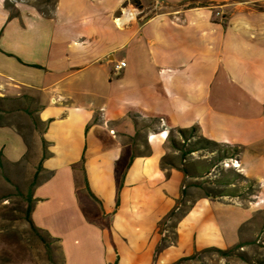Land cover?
<instances>
[{"label": "crops", "instance_id": "obj_1", "mask_svg": "<svg viewBox=\"0 0 264 264\" xmlns=\"http://www.w3.org/2000/svg\"><path fill=\"white\" fill-rule=\"evenodd\" d=\"M40 1L0 0V102L32 103L45 126L0 125V173L45 140L31 221L63 264H178L251 239L264 214V0ZM192 129L237 152L258 202L186 203L198 177L170 139Z\"/></svg>", "mask_w": 264, "mask_h": 264}, {"label": "rangeland", "instance_id": "obj_2", "mask_svg": "<svg viewBox=\"0 0 264 264\" xmlns=\"http://www.w3.org/2000/svg\"><path fill=\"white\" fill-rule=\"evenodd\" d=\"M55 1L41 0L40 5L46 6L41 10L53 11ZM212 8L214 17L218 20L223 19V12H226L225 17L233 12L232 7ZM20 112L29 118L23 116V119H15L12 116ZM36 113L37 107L25 100L17 104L0 102V125H19L21 131L29 135L27 128L32 123L41 134L45 126L38 124ZM182 147L183 144L176 141L171 144L173 150H181ZM183 150L193 152V155L187 156V160L194 169L192 175L198 177V180L189 185L186 203H193L204 196L244 206L258 202L259 187L255 182L234 169L221 167L225 160L235 159L237 152L234 149L215 147L195 134L194 140ZM42 156L44 157V151L42 155L37 151L23 164L7 167L0 173V264H53L49 260L45 242L50 246L54 263L63 264L58 244L53 243L45 234L35 232L27 220L33 190L42 181L39 177ZM172 162L175 160L169 159L166 163L169 165ZM258 224L251 239L244 237L242 249L228 250L230 253L227 257L216 253L204 254L197 260L184 264H264V214L259 218ZM171 227H174V223Z\"/></svg>", "mask_w": 264, "mask_h": 264}, {"label": "trees", "instance_id": "obj_3", "mask_svg": "<svg viewBox=\"0 0 264 264\" xmlns=\"http://www.w3.org/2000/svg\"><path fill=\"white\" fill-rule=\"evenodd\" d=\"M136 1V0H135ZM208 5L209 4H206V3H197V2H192L191 3V5L189 6V8H204V7H208ZM261 13H264V8H259L258 9ZM178 134H179V136L181 137V139H182V141H183V147H182V149L180 150L179 149V151L181 152V154H182V160H184L187 156H189L190 154H192L193 152H191V151H189V152H187V151H184L183 149L187 146V144H188V142L189 141H191L192 139H194V135L195 134H198V130L197 129H192V130H190V131H179L178 132ZM170 141H171V144H173L174 142H175V140L173 139V138H171L170 139ZM207 142V141H206ZM208 144H210V145H213V146H215V147H218L216 144H213V143H210V142H207ZM43 148H44V157H43V159H42V162H41V164H40V167H39V172H42L43 171V168H42V164H43V162L45 161V159H46V142H45V140H43ZM164 165H167V163L166 164H164ZM0 168H3V161H2V159H1V157H0ZM37 186V185H36ZM35 186V187H36ZM31 202H30V208L28 209V212H27V220H28V222H29V224H30V226H31V228L35 231V232H37V233H42L40 230H38L35 226H34V224H33V222L31 221V213H32V199L30 200ZM184 204L182 203V206H183ZM175 212L168 218V219H171V218H173V217H175ZM43 234V233H42ZM48 237V236H47ZM49 238V237H48ZM53 243H57V241H55V240H53V239H51V238H49ZM45 245H46V247H47V249H48V257H49V260L51 261V263H53V264H56V263H54V260H53V256H52V251H51V249H50V246L48 245V244H46V242H45ZM244 247V245H242V244H240V245H238V246H236L235 248H233V250H239V249H242ZM167 248V246L165 245V243L163 244V246H161L159 249H158V252H161V251H163V250H165ZM59 250H60V248H59ZM208 253H216V254H218L219 256H221V257H227V256H229V251H226V252H224V251H220V250H208V251H206V252H204V253H202V254H196L195 256H193V257H191L190 259H186V260H183V261H181V262H179L178 264H183V263H185V262H188V261H193V260H196L200 255H204V254H208Z\"/></svg>", "mask_w": 264, "mask_h": 264}, {"label": "built area", "instance_id": "obj_4", "mask_svg": "<svg viewBox=\"0 0 264 264\" xmlns=\"http://www.w3.org/2000/svg\"><path fill=\"white\" fill-rule=\"evenodd\" d=\"M126 68H127V63L126 62H120V63H118V64L115 65L114 71H115L116 74H120L124 70H126ZM228 160H237V159L235 158V159H228ZM229 169H234L238 173L242 174L241 164L240 163H239V167H229Z\"/></svg>", "mask_w": 264, "mask_h": 264}, {"label": "bare ground", "instance_id": "obj_5", "mask_svg": "<svg viewBox=\"0 0 264 264\" xmlns=\"http://www.w3.org/2000/svg\"><path fill=\"white\" fill-rule=\"evenodd\" d=\"M221 167L224 169H229V167H239L238 160H225V162L221 163Z\"/></svg>", "mask_w": 264, "mask_h": 264}]
</instances>
